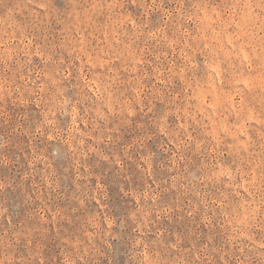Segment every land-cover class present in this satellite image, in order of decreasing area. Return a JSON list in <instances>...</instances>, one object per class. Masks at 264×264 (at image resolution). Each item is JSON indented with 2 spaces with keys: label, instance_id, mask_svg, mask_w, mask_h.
I'll return each instance as SVG.
<instances>
[{
  "label": "rangeland",
  "instance_id": "obj_1",
  "mask_svg": "<svg viewBox=\"0 0 264 264\" xmlns=\"http://www.w3.org/2000/svg\"><path fill=\"white\" fill-rule=\"evenodd\" d=\"M0 264H264V0H0Z\"/></svg>",
  "mask_w": 264,
  "mask_h": 264
}]
</instances>
